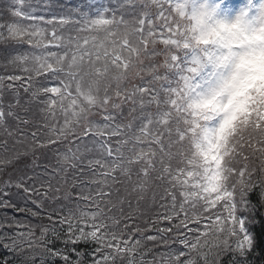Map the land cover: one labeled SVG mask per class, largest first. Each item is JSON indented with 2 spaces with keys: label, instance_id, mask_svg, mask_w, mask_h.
<instances>
[{
  "label": "snow or ice",
  "instance_id": "1",
  "mask_svg": "<svg viewBox=\"0 0 264 264\" xmlns=\"http://www.w3.org/2000/svg\"><path fill=\"white\" fill-rule=\"evenodd\" d=\"M64 9L0 0V135L15 141L0 172L16 174L0 180V264H250L264 0ZM146 242L167 251L147 260Z\"/></svg>",
  "mask_w": 264,
  "mask_h": 264
},
{
  "label": "trees",
  "instance_id": "2",
  "mask_svg": "<svg viewBox=\"0 0 264 264\" xmlns=\"http://www.w3.org/2000/svg\"><path fill=\"white\" fill-rule=\"evenodd\" d=\"M75 3H77V0H58V5L63 4L65 6L64 10H67L68 7H71ZM160 60L162 61V57L160 58ZM9 71H11V69ZM2 73H3V69H0V74H2ZM10 123L14 127L15 121H12ZM5 139L8 140V144H7L8 149L11 150L13 148V145L15 144V141L11 138H7L6 135H0V144H3V141ZM17 147H19V146H17ZM6 154H10V153H5L4 148L0 147V155H6ZM37 155L39 156V153ZM32 160H33V157H31V156L26 158L27 164L29 166H31ZM37 163L40 166H43V164L46 163V161L43 158H40L37 160ZM258 163L259 162L257 161V166H258ZM21 167H23V165H21ZM9 174H11L13 180L16 178V174H15V172H13V168L11 166H9L3 172H0V180L8 179ZM12 191H15V189L13 188ZM254 199H255V197H254ZM6 211H7L9 216L15 215L17 219H29V220H31L30 217H26L24 214L14 213V211L12 209H7ZM155 211H156V209L154 208L153 213ZM4 212H5V210L0 209V217L3 216ZM151 217H152V213H149L147 218L150 220ZM143 219L144 218L142 217L140 220L137 221V223H139L141 225V227H146V225L143 223ZM32 222L38 223V221H35V220H32ZM161 226H168V225L165 222ZM255 232H256V236H257V247H256L254 253L252 254V256L250 257V264H264V225L257 224L256 228H255ZM155 234L156 233L154 231H147L145 233V235H155ZM146 244H147V247L153 249L152 253H150L146 256L147 260H152L153 255L156 253H162V252L167 251V249H165L164 247H162L160 245H156L155 247H153L152 242H146ZM57 246L59 247L60 245H57ZM173 247L174 248H180L179 245H174Z\"/></svg>",
  "mask_w": 264,
  "mask_h": 264
},
{
  "label": "rangeland",
  "instance_id": "3",
  "mask_svg": "<svg viewBox=\"0 0 264 264\" xmlns=\"http://www.w3.org/2000/svg\"><path fill=\"white\" fill-rule=\"evenodd\" d=\"M232 2H234V3H240V2H242V0H232Z\"/></svg>",
  "mask_w": 264,
  "mask_h": 264
}]
</instances>
